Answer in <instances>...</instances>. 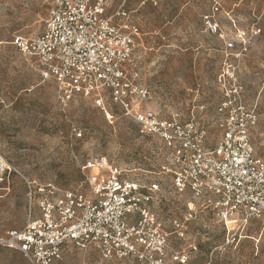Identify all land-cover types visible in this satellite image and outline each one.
<instances>
[{
	"label": "built area",
	"instance_id": "1",
	"mask_svg": "<svg viewBox=\"0 0 264 264\" xmlns=\"http://www.w3.org/2000/svg\"><path fill=\"white\" fill-rule=\"evenodd\" d=\"M49 6L43 31L14 35L12 45L37 58L41 78L55 83L60 105L88 98L108 119L110 106L119 107L141 135L160 140L167 158L159 174L138 178L104 156H90L81 165L86 189L25 178L27 220L0 236V245L19 251L27 264H54L69 245L96 249L105 260L210 264L194 260L198 247L179 245L199 212L211 213L233 238L250 221L264 232V154L252 139L258 112L238 71L239 54L247 50L244 36L239 34L237 50L236 40L221 34L214 113L208 116L207 105L194 98L184 116L149 106L152 89L137 78L141 31L125 0L112 14L109 0H49ZM219 9L214 6V13ZM204 23L220 31L214 16H204ZM210 125L218 137L211 136ZM73 132L82 136L76 126ZM12 171L0 153V205ZM161 174L170 175L168 186ZM172 192L188 200L181 217L167 223L156 208Z\"/></svg>",
	"mask_w": 264,
	"mask_h": 264
},
{
	"label": "rangeland",
	"instance_id": "2",
	"mask_svg": "<svg viewBox=\"0 0 264 264\" xmlns=\"http://www.w3.org/2000/svg\"><path fill=\"white\" fill-rule=\"evenodd\" d=\"M122 1L109 0L108 13ZM214 6H220L219 12L214 13ZM49 7V0H0V153L13 169L0 205V236L27 220L25 178L86 189L81 165L90 156H104L138 178L159 174L167 158L160 140L141 135L119 107L110 106L113 118L108 119L88 98L60 105L56 85L41 78L37 58L12 45L14 35L31 37L43 31ZM125 7L141 31L137 78L152 89L149 106L156 110L187 116L197 98L207 105V115L213 114L219 99L214 80L224 57L221 34L235 39L237 50L238 36H244L247 50L239 54L238 71L258 112L253 143L264 154V0H125ZM206 15L214 16L221 33L206 28ZM210 126L211 136L218 137L217 128ZM161 178L164 187L170 184V175ZM187 197L169 193L168 201L156 208L160 217L167 223L181 217ZM188 228L187 241L179 245L198 247L195 261L264 264V232L256 222L250 221L233 238L204 211ZM0 264L27 262L19 251L0 245ZM54 264L136 263L105 260L96 249L69 245Z\"/></svg>",
	"mask_w": 264,
	"mask_h": 264
}]
</instances>
